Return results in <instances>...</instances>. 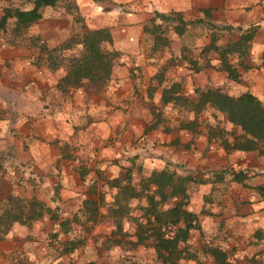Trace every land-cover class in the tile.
Listing matches in <instances>:
<instances>
[{
	"label": "crops",
	"instance_id": "obj_1",
	"mask_svg": "<svg viewBox=\"0 0 264 264\" xmlns=\"http://www.w3.org/2000/svg\"><path fill=\"white\" fill-rule=\"evenodd\" d=\"M74 1L76 17L64 7L47 6L35 24V30L52 48L85 29L107 27L113 39L111 47L120 54L113 78L97 90L85 82L64 91L58 87V82L66 72V63L51 68L44 58L38 57L37 46L7 43L0 32V151H9L8 157L22 165L25 177L31 176L42 185L37 191L38 198L50 199L51 195L43 196L42 190L49 188L51 192L57 184L56 197L64 203L82 199L88 180L97 183L100 174H110L109 178L120 176L121 168L125 170L128 165L133 171L139 170V177L166 164L197 178L209 176L214 179V173L225 166L248 171L245 185L232 180L229 175L191 185L186 207L198 214L199 227L190 230L186 242L197 250V257L181 258L178 264H215L213 256L201 250L206 243L221 247L229 264H264V197L252 187L264 183V155L257 149H225L220 139L208 136L211 118L199 119L196 130L179 127L177 120L169 125L159 124L156 128L146 126V121L152 117L151 103H160L162 85L173 80L180 81L187 94H194L195 87L212 85L226 88L230 94L248 88L264 100L256 87L258 83L264 85V65L261 64L264 43L258 48L259 39L264 40V0ZM205 8L211 10V20L216 25L246 27L251 23L258 24L250 42L248 59L249 70L254 68L255 62L259 68L254 70V86L238 92L234 90L245 84L247 69H241L240 81H233L227 78L224 70L193 68V62L198 65L203 60L200 49L209 41L208 33L202 30L200 33L187 30L180 35L171 30L169 44L150 52L144 25L150 22L155 11L168 13L175 10L181 11L184 19H206ZM229 35L234 37L236 33H224L219 41H226ZM73 50L66 48L63 53L69 54ZM218 63L216 58L211 60V64ZM161 69L164 81L159 85L153 74ZM150 84L155 86L152 96ZM5 126L8 132L3 133ZM113 130L121 133L120 138L108 145L106 138L113 135ZM141 135L147 140L144 147H149L150 153L123 155V152H130V149L123 151L126 144ZM66 142L77 146V156L74 154L69 158L61 153V144ZM15 151L19 156L11 154ZM81 161L98 175L82 179L78 166ZM118 165L120 172L117 174L114 171ZM54 169L59 172L55 177L52 175ZM34 186L36 184H27L26 180L22 185H12L0 176V192L5 195L11 191L29 196L34 192ZM45 201L50 206L55 203L47 198ZM48 230L46 217L31 225L14 223L0 239V262L55 264L63 259L73 264L89 260L96 264L90 250L83 254L80 250L79 253L75 251L81 247L85 249V243L78 249L55 253V246L45 235ZM257 230L260 236H257ZM198 232L200 236L195 238ZM41 236L46 242L43 251L37 249L38 241H35ZM107 254L108 250L103 256L105 262L109 260Z\"/></svg>",
	"mask_w": 264,
	"mask_h": 264
},
{
	"label": "trees",
	"instance_id": "obj_2",
	"mask_svg": "<svg viewBox=\"0 0 264 264\" xmlns=\"http://www.w3.org/2000/svg\"><path fill=\"white\" fill-rule=\"evenodd\" d=\"M13 1L7 0L6 3L0 5V32L4 40L11 44L37 46L40 50L38 57L44 58L51 68L66 63L67 69L59 79V88L67 91L70 86L78 87L86 82L91 89L97 90L113 78L114 66L120 63V54L117 49L111 47L113 39L107 27L85 29L80 34L71 35L52 48L47 46L39 32L35 30L34 26L42 18L47 6L64 7L67 12L69 11L76 17L78 12L74 0H20L21 4ZM23 4L26 5L23 6ZM204 13L205 17L207 16L206 19L202 17L184 19L181 11L171 10L168 13L155 11L150 17V23L144 25V31L148 33L150 52H156L169 44L171 30L179 35L187 30L197 33L202 30L208 33L209 41L200 49V56L203 60L198 65L193 62V68L199 70L203 67H214L226 71L227 78L240 81L242 79L241 69H247L250 66L248 63L250 42L257 32L258 24L251 23L246 27L232 24L216 25L211 20V10L205 8ZM229 32L236 33V36L229 35L226 41L220 42L223 34H230ZM66 48H74V50L65 54L63 51ZM213 58L219 60L217 65L211 64ZM261 58V64L264 65V47ZM153 78L159 85L162 84L163 69L155 72ZM148 88L152 96L155 86L150 84ZM194 91L193 95L187 94L183 91L181 82L177 80L164 83L161 87L160 105H170L175 109L179 113L176 117L178 126L191 130H196L199 125L198 113L210 107L212 110L210 118L213 120L208 131L209 137L215 136L220 139L221 145L227 150L258 149L259 153L264 155L262 148L264 144V100L262 98L248 88L238 94H230L221 86L212 85L195 87ZM190 114H192L191 117ZM0 153H3L4 159L10 152L1 150ZM11 154L19 156L17 151ZM15 163L10 158L5 163L0 160V176H4L12 185H22L26 180L27 184H36V186L33 187L34 192L24 197L11 191L6 195L0 192V239L6 236L16 222L31 225L45 214L56 219L58 215L55 211H59L57 203L62 202L59 197H56L57 184L53 185L51 192L48 191L49 188L42 190V193H48L47 196L51 195L50 200L55 202L54 207L48 205L44 199L38 198L37 191L42 189V185L35 182L30 174H28L30 177H25L23 169L16 170ZM85 164L83 161L78 163L82 179H86L88 176L86 174L91 170ZM221 170L224 171L221 172ZM124 172L123 177L116 176L105 181L109 187L115 188L112 204L108 208L112 223L118 231H122L121 220L132 216L135 208L140 209V212L133 216L136 220L134 233L136 238L129 240L130 244H152L157 257H161L166 262L172 261L173 264L180 258L197 257V250L186 242L190 230L199 227L198 214L186 207L191 185L208 180L224 179L227 175L231 176L232 180L245 185V179L249 177L248 171L225 166L214 173V179L209 176L197 178L192 173L177 171L166 164L161 169H153L148 175H140L139 181L135 184L132 181L134 176L132 166L128 165ZM252 187L260 197H264V183H258ZM134 199H137L135 200L136 205L131 203ZM142 199L144 201H141ZM83 202L86 206L83 213H87L89 220H95L96 206L91 207L90 205L95 201L85 199ZM57 224L60 225L62 232H68L70 229L66 226V218L59 220ZM256 233L260 236L259 230ZM58 234L57 230L51 233L53 236H58ZM77 241L80 239L74 237L61 240L60 242L71 243V245L56 247L55 253H65L74 249L76 247L74 243ZM201 250L210 253L215 261L227 264L224 263L226 262L225 251L218 245L206 243L202 245ZM110 260L109 257L104 264H132L123 261V258L118 261ZM55 264L73 263L70 260L60 259ZM81 264H93V262L89 260Z\"/></svg>",
	"mask_w": 264,
	"mask_h": 264
},
{
	"label": "rangeland",
	"instance_id": "obj_3",
	"mask_svg": "<svg viewBox=\"0 0 264 264\" xmlns=\"http://www.w3.org/2000/svg\"><path fill=\"white\" fill-rule=\"evenodd\" d=\"M6 2L7 0H0V3L4 4ZM13 2L20 3V4L22 3L20 0H14ZM25 5L26 4H23V6ZM262 24L264 25V19H263ZM261 40L262 38L259 39L258 48H260L262 44L264 43V40L263 42H261ZM248 68L246 70L247 71L246 76H245L246 80H244L245 84L239 87L240 89L234 88L236 92H238L239 90L247 86L248 87L254 86V83H255V80H254L255 71L254 70L255 68L257 69L259 68L256 65V62L254 64V68H252L251 70H249ZM256 87L259 93L264 97V85L258 83ZM224 91L227 92V89L225 88ZM150 111H151L152 117H150L146 121V126L149 125V128L150 127L156 128L159 124L169 125V123H172L174 120H176V117L179 115V113L175 109L171 108L170 105L161 106L160 103H156V102L151 103ZM181 116H185V115L181 114ZM191 116L192 114H190V117ZM198 117L201 120L212 117L211 108L207 107L206 109L200 111L198 113ZM220 124H223V123H220ZM2 130H3V133H6L8 132V127L5 126ZM113 132H114L113 135L110 134L106 138L108 145L109 144L113 145V143L119 141L121 133H118L116 130H113ZM217 133H218V130H217ZM7 135L9 136V134ZM144 139L145 138L143 135L138 136L136 139L132 138L130 140V143L126 144L128 145L127 147L125 148L121 147L123 148V151H126V152H128V150L130 149V152H128V154L123 152V155H133V154H136L137 152L144 153V154L150 153L149 147L147 146L144 147V145L148 143L147 140L145 139L144 141ZM61 145H62L61 153L66 157H69V158L73 157V155L75 154V147L77 146H75L71 142H66ZM262 148L264 149V144L262 145ZM9 154L10 153H8V155ZM77 155L78 154H75V156ZM8 158H9L8 156H5L3 159V153L2 154L0 153V160L2 163H5L6 160H8ZM21 166H22L21 164L17 162L15 163L16 170L23 169L21 168ZM117 168H115L114 172L118 174V172H120V165H118ZM93 169H95V167ZM138 171H139L138 169L134 171L135 173L132 178V181L135 184H137V182L139 181V174L137 173ZM222 171L224 170H221V172ZM52 173H53L52 174L53 177H55V175L58 174L59 172H57L54 169ZM124 173L125 172L122 167L121 172L119 173L120 176H117V177H123ZM15 175H18V174H15ZM22 175L24 176V174ZM86 175H88L87 177H90L91 175H95L96 177V175L98 174H94L93 171H90ZM100 177L98 175V178H99V181H97L98 184L91 182L90 180L85 182L84 184L85 188L83 187L84 196L82 199L78 198L76 201H73L71 199L70 201H66V203L64 202L60 203L58 201L59 203H57V205L59 207L57 206L58 207L57 210L59 211H55V214L58 215L56 219L52 218L51 216H48V214L44 215L49 225V230L47 231V234H45L46 237L49 238V242L53 244L56 249V247L71 245V243L66 244L64 242H60L61 240L64 241L65 239H69L72 237H74L75 239H80V241H77L74 244L76 245L78 249L79 246L85 243L84 244L85 249L81 247L80 249L75 250V251H78L77 253H79V250H80L81 253L83 254L86 251L90 250L91 256L93 257V261L96 264L105 263L103 256L106 250H108L107 255L108 257H110L111 259L110 261H118L123 258L124 259L123 261L125 262L127 261V263H132V264H173L172 261L166 262V261H163L161 257H157L155 255V249L152 246V244H141V243L134 244V245L130 244L129 240L131 241V239L136 238L134 234L135 229H136V220L133 218V216L138 214L140 212V209L138 210L135 208L132 216L124 217L121 220L122 231L117 230L115 224L112 223L111 216L108 214V208L112 204L115 188L109 187L108 183L107 182L105 183L106 180L110 179L109 178L110 174H103V176H100ZM2 179L8 181L4 176L2 177ZM1 184H3L5 187L4 182H1ZM42 195L45 196V195H48V193L44 192ZM46 198L50 200L49 197H45L44 200H46ZM85 199H89V201H95L94 204L93 203L90 204L91 207L96 206L97 215H96L95 220H92V221L89 220L87 218V213L86 214L83 213V211L86 210V206L84 205V202H83ZM141 201H144V200L142 199ZM53 205L55 206V203H53ZM133 205H136V202ZM70 207L72 208V210H70ZM90 212L91 211H89V213ZM63 218H66V226L70 228L68 232H62L60 225L57 224L58 221ZM55 230L59 231L58 236L51 235V233H53V231ZM96 234H97L96 238H92V236ZM194 236L195 238H198V236H200V232H198ZM116 240H119V241L116 242ZM35 241H38L37 249L40 251H43L44 243H46L43 239V236H41V238L35 239ZM180 259H177V261H175L174 264H178ZM225 261L226 262L224 263L229 264V262L227 261V258L225 259ZM0 264H5V263L0 262ZM215 264H222V262L216 261Z\"/></svg>",
	"mask_w": 264,
	"mask_h": 264
}]
</instances>
